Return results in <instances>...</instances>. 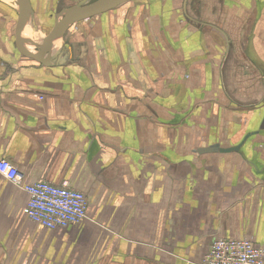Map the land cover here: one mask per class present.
<instances>
[{"label": "crops", "instance_id": "0c3cea01", "mask_svg": "<svg viewBox=\"0 0 264 264\" xmlns=\"http://www.w3.org/2000/svg\"><path fill=\"white\" fill-rule=\"evenodd\" d=\"M1 1L0 160L83 192L88 213L46 229L0 175V264H201L217 239L264 246V0H139L76 24L51 66L18 52ZM30 1L52 29L75 0Z\"/></svg>", "mask_w": 264, "mask_h": 264}, {"label": "built area", "instance_id": "2783aa9c", "mask_svg": "<svg viewBox=\"0 0 264 264\" xmlns=\"http://www.w3.org/2000/svg\"><path fill=\"white\" fill-rule=\"evenodd\" d=\"M0 175L27 193L25 215L46 229L67 228L87 217L88 200L81 191L47 181L27 183L18 167L6 159L0 160ZM201 264H264V246L246 239H217Z\"/></svg>", "mask_w": 264, "mask_h": 264}, {"label": "water", "instance_id": "95a60500", "mask_svg": "<svg viewBox=\"0 0 264 264\" xmlns=\"http://www.w3.org/2000/svg\"><path fill=\"white\" fill-rule=\"evenodd\" d=\"M15 1L19 8L18 20L15 27V39L18 52L27 59H31L44 66H51L56 64V61H58V63L65 62V59H62V53L64 49L67 50L69 48V44L66 43L62 51L55 52L54 49L55 45L67 34V30L70 27L82 21L110 12L133 0H96L92 3L83 0L76 6L61 11L56 15L55 24L52 30L46 36L40 48L35 52L29 49L25 39V32L28 26L33 24L35 19L31 1ZM187 2L188 0L184 1L185 12L187 9ZM241 145L230 149H222L221 151H239Z\"/></svg>", "mask_w": 264, "mask_h": 264}, {"label": "rangeland", "instance_id": "374dc122", "mask_svg": "<svg viewBox=\"0 0 264 264\" xmlns=\"http://www.w3.org/2000/svg\"><path fill=\"white\" fill-rule=\"evenodd\" d=\"M6 2H8L9 4H11L12 7H14L13 9H15V12L17 11V13L19 12V8H18V5L16 3L15 0H5ZM81 1L83 0H75L74 2L70 3L71 5L73 6H62V8L60 7L56 12H53L52 14V17L53 19H56V15H58L61 11L65 10V9H69L71 7H74L76 6L78 3H80ZM89 3H92V2H95L96 0H87ZM136 1H139V0H133L131 2H128L124 5H121V6H126L130 3H134ZM2 3V1L0 2ZM62 5V3H61ZM196 5V2L193 3V8L194 10L196 9L195 7ZM120 6V7H121ZM119 8V7H118ZM117 9V8H116ZM115 10V9H114ZM16 14V13H15ZM19 14V13H18ZM18 16V15H17ZM39 18V21L43 22L42 24H40L39 22H36L34 21L33 24L29 25L27 30H28V36L30 35L32 38L30 39V44L35 47V43L36 42V45H37V42L39 44V48L40 46L42 45L44 39L46 38V36L50 33V31L52 30L50 25H48V22H51V21H46V20H50L49 18H46V19H41L40 16L38 17ZM17 20H18V17H17ZM17 23V21H16ZM16 23H15V27H16ZM76 25V24H75ZM75 25H73L72 27H70L68 30H67V34L63 37V39H61L59 42V47H57L55 49V52H58L60 50L63 49L64 45L67 43V36L68 34L70 33V30H73V28L75 27ZM15 27H14V39H15ZM58 42V43H59ZM57 45V44H56ZM38 48V49H39ZM59 48V49H58ZM37 49V50H38ZM239 146V145H238Z\"/></svg>", "mask_w": 264, "mask_h": 264}, {"label": "bare ground", "instance_id": "6f19581e", "mask_svg": "<svg viewBox=\"0 0 264 264\" xmlns=\"http://www.w3.org/2000/svg\"><path fill=\"white\" fill-rule=\"evenodd\" d=\"M27 31V30H26ZM26 33V32H25ZM29 33V32H28ZM28 33H26L25 34V39H26V41H27V44H28V46H29V49L30 50H32L33 52H35V51H37V50H35L33 47H32V45L30 44V39L32 38L30 35L28 36ZM59 44H60V42L59 43H57V45H55V49L57 48V47H59ZM54 49V50H55ZM57 50V49H56Z\"/></svg>", "mask_w": 264, "mask_h": 264}]
</instances>
